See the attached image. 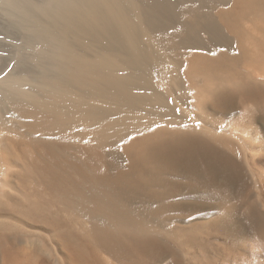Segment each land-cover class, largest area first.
Wrapping results in <instances>:
<instances>
[{"label":"bare ground","instance_id":"bare-ground-1","mask_svg":"<svg viewBox=\"0 0 264 264\" xmlns=\"http://www.w3.org/2000/svg\"><path fill=\"white\" fill-rule=\"evenodd\" d=\"M36 243L264 264V0H0V264Z\"/></svg>","mask_w":264,"mask_h":264},{"label":"rangeland","instance_id":"rangeland-1","mask_svg":"<svg viewBox=\"0 0 264 264\" xmlns=\"http://www.w3.org/2000/svg\"><path fill=\"white\" fill-rule=\"evenodd\" d=\"M180 177V181L183 183L185 181L184 177L181 175ZM185 199L187 200L188 198H182V200ZM60 246V243L58 244ZM24 252L26 253V263L25 264H39L38 262H40V257L44 256L46 257L48 255V253L46 252V250L44 249V247L40 244V243H36L35 246H30L27 247V245H24ZM57 247V249L60 251H58L59 253L62 252V247ZM42 264H55L54 262H50V259L45 260L44 263Z\"/></svg>","mask_w":264,"mask_h":264}]
</instances>
